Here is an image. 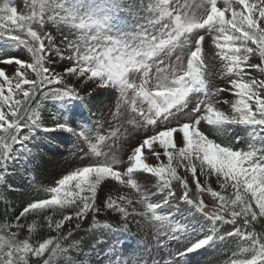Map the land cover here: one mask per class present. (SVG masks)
I'll list each match as a JSON object with an SVG mask.
<instances>
[{
  "label": "snow or ice",
  "instance_id": "obj_1",
  "mask_svg": "<svg viewBox=\"0 0 264 264\" xmlns=\"http://www.w3.org/2000/svg\"><path fill=\"white\" fill-rule=\"evenodd\" d=\"M23 5L18 10L11 0L0 4V45L23 50L0 56V199L7 200L4 188L15 190L9 182L14 165L29 153L37 129L72 133L79 163L44 188L48 198L29 200L13 223L0 226L5 232L0 264H54L53 257L77 264L71 255L75 242L62 243L73 231L60 235L66 222L79 229L90 218L95 227L97 214L109 211L119 214L124 231L129 217H141L138 228L152 224L157 237L163 230L185 241L175 254L138 264H194L185 259L189 253L225 237L236 238L252 255L239 258L234 252L219 264H264V232L254 227L264 218V0L222 5L201 0L200 16L181 0H114L113 8L136 21L128 31L114 28L107 14L90 10L84 0H23ZM51 26L61 32L59 42ZM208 39L226 62L219 84L206 74ZM257 56L259 62H253ZM106 93L115 98L95 116L93 128L67 122L42 126L45 99L91 97L103 104ZM122 134L132 138L127 148L116 146ZM138 173L144 175L134 178ZM213 176L223 191L213 187ZM120 186L132 189L135 198L114 196ZM228 189L231 195L224 194ZM159 193L164 196L156 198ZM168 200L178 205L180 219L162 215ZM185 213L198 214L193 216L198 227L210 222L209 230L200 235ZM29 215L33 219L26 223ZM36 217L57 235L37 244L19 239L25 227L29 234L40 227ZM218 225L231 228L221 235Z\"/></svg>",
  "mask_w": 264,
  "mask_h": 264
},
{
  "label": "rangeland",
  "instance_id": "obj_2",
  "mask_svg": "<svg viewBox=\"0 0 264 264\" xmlns=\"http://www.w3.org/2000/svg\"><path fill=\"white\" fill-rule=\"evenodd\" d=\"M2 2H5V0H0V4ZM11 2L18 7V10H23V0H11ZM113 2L114 0H84V3L90 10H99L107 14L114 28L125 31L134 28L136 21L126 11L122 14L121 11L113 8ZM115 2L118 3L120 0H115ZM124 2L138 4L139 0H124ZM181 3H187L190 6L189 11L194 12L197 16L202 14L203 10L198 7L201 0H181ZM219 3L222 5L223 0H219ZM49 31L57 38V42L63 38L56 26H51ZM249 45L255 47L251 45V42H249ZM8 54L23 55V50L18 47L12 48L0 45V56ZM204 57L206 74L213 83L219 84V81L224 79L221 73L223 65L226 62L220 59L218 50L211 43L210 39L207 40L205 45ZM253 62H259V57H253ZM63 67V62L58 67L56 65L58 71H61ZM106 95L109 98L104 99L103 104H97L91 97L84 100L69 99L67 97L51 98L49 106L52 111H45L41 114L42 126L50 128L55 123L67 122L73 127L87 126L93 128L95 116L99 115L100 110H106L107 106L112 104L115 98L112 93H106ZM232 99H235V97H232ZM223 107L224 110H229L227 105ZM242 127L247 129V126ZM238 128H233L232 131L235 132ZM104 131H111V129H105ZM121 133H123V129H121ZM241 134L246 135V131ZM130 139L132 138L122 134L116 141V146L123 143L124 147L127 148V142ZM108 142L112 143L111 140ZM77 143V138L67 131H43L37 129L34 132L28 142L29 153L22 154L21 161L15 163L16 172L9 181L13 184L15 190H9L8 195L13 203L18 206L19 211L29 200L48 198L49 194L44 191V188L55 186L57 179L77 166L79 161L74 154L78 151V149L74 148ZM144 155L147 156V152ZM143 175L140 173L134 174V178L137 176L142 177ZM152 179L155 180L154 177ZM137 183L140 184L141 190L145 189V185L141 179H137ZM120 187L122 191L120 193H113L114 196L127 193L135 198V193L132 189ZM149 187L154 189V185H149ZM215 189L223 191L219 188V185H216ZM224 194L231 195V189H228ZM163 196V193H159L156 198H162ZM208 199L211 200V197H208ZM180 206L182 207V205ZM136 207L138 210H141L140 205ZM176 207L178 205L174 200H168L162 215L174 216L180 219V214L175 211ZM193 216H198V214L185 213L186 222L190 223L196 232L203 235V231L209 230L210 222L202 221L201 226L198 227L197 221L193 219ZM55 218L59 219L58 216ZM96 218L99 222L115 225L116 229H108L101 226L92 227L90 218L85 223H82L79 229L75 228L72 231V235L67 241H64L63 245L67 247L69 243L75 242L77 247L76 250L71 252V255L75 258L77 264H138L139 261L147 260L153 255L167 256L169 253L175 254L179 249L183 248L185 243L179 236L175 239L165 236L163 230H161V234L157 237V228L152 224H149L147 227L138 228L137 221H141V217H136L135 219L129 217V231L122 230L124 221L118 213H111L110 211L100 213L97 214ZM37 221L39 222V219ZM73 227H75L74 223L68 224L66 222L65 229L60 234L65 233L68 228ZM226 228H231V226L218 225L217 231L223 235ZM158 241H164L165 243L161 246ZM243 248H241V243L236 238L225 237L214 240L212 244L197 250V252L189 253L185 259H192L194 264H206L207 261L219 264V261L227 260L234 252H236L239 258H242L243 255H248L251 250L246 248L245 252H243L245 249ZM165 258L169 259L168 257ZM176 259L181 260L182 258L176 257ZM165 264H169V262L166 260Z\"/></svg>",
  "mask_w": 264,
  "mask_h": 264
},
{
  "label": "trees",
  "instance_id": "obj_3",
  "mask_svg": "<svg viewBox=\"0 0 264 264\" xmlns=\"http://www.w3.org/2000/svg\"><path fill=\"white\" fill-rule=\"evenodd\" d=\"M47 108V105L43 103V110ZM258 146V145H257ZM203 179V178H202ZM210 182L213 184V187H215V177L213 176L210 179ZM6 193V195L8 194V189L4 188L3 189ZM19 213V210L17 209V207L15 205H13L12 201L8 198L7 195V200L4 199H0V226L4 225L5 223L7 224H11L14 222L16 215ZM59 216V215H58ZM33 217L31 215L28 216L26 223H31ZM36 219H39V223H40V227L36 230L35 233H31L29 234V231L27 229V227H25L23 230L20 231L19 234V239H30V242H32L33 244H37L39 242H42L44 239H47L49 237H53L56 236L57 233L54 231H50L47 227H46V222H44L42 220L41 217H36ZM108 224V223H105ZM104 225V223H100V225H96L97 226H101V227H106V228H115V226L110 225L111 227H107V226H102ZM93 227V225H92ZM255 230L257 232H264V218L261 219L260 222L256 223L254 225ZM12 231H15V229L13 228ZM5 234L4 230H2V228H0V236H3ZM67 235V232H65L64 234H62L61 236ZM63 243V242H62ZM66 247V246H64ZM48 254L46 253L45 256H47ZM251 255H248L247 258H251ZM37 258L35 257H31V261L35 262ZM53 261L54 264H61V261L59 260V258L57 257H53Z\"/></svg>",
  "mask_w": 264,
  "mask_h": 264
}]
</instances>
